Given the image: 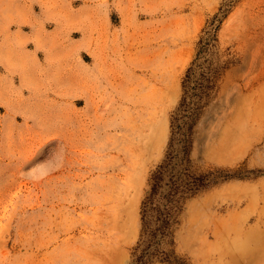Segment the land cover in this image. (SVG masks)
Here are the masks:
<instances>
[{
  "label": "rangeland",
  "instance_id": "1",
  "mask_svg": "<svg viewBox=\"0 0 264 264\" xmlns=\"http://www.w3.org/2000/svg\"><path fill=\"white\" fill-rule=\"evenodd\" d=\"M255 1L0 0V264H264Z\"/></svg>",
  "mask_w": 264,
  "mask_h": 264
},
{
  "label": "bare ground",
  "instance_id": "2",
  "mask_svg": "<svg viewBox=\"0 0 264 264\" xmlns=\"http://www.w3.org/2000/svg\"><path fill=\"white\" fill-rule=\"evenodd\" d=\"M228 41L232 47V59L239 61L240 65L230 68L225 76L237 75L238 82L233 86L237 93L246 91L253 94L246 119L243 121L241 116L237 122L239 137L249 130L250 139L245 145L250 148L264 138V0L252 2L240 11L237 22L228 32Z\"/></svg>",
  "mask_w": 264,
  "mask_h": 264
},
{
  "label": "trees",
  "instance_id": "3",
  "mask_svg": "<svg viewBox=\"0 0 264 264\" xmlns=\"http://www.w3.org/2000/svg\"><path fill=\"white\" fill-rule=\"evenodd\" d=\"M154 186V185H153ZM154 187H152V190H151V193H150V195L146 198V200L142 203V211H141V221H142V226L144 227V228H146V226H147V220H146V218H147V211H148V209H147V207L149 206V203L151 202V200H152V196L154 195ZM167 218L168 217H170V214L169 213H167V216H166ZM164 220H162V222H163ZM159 230V229H158Z\"/></svg>",
  "mask_w": 264,
  "mask_h": 264
}]
</instances>
